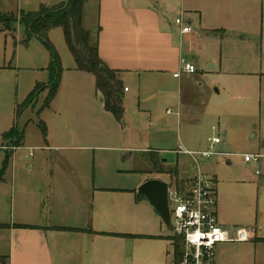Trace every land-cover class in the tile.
I'll list each match as a JSON object with an SVG mask.
<instances>
[{"label":"rangeland","instance_id":"374dc122","mask_svg":"<svg viewBox=\"0 0 264 264\" xmlns=\"http://www.w3.org/2000/svg\"><path fill=\"white\" fill-rule=\"evenodd\" d=\"M68 1L0 0V13L37 11L41 4L52 6ZM214 1L149 2L152 7H157L167 17H171L180 13L182 8L205 7ZM98 2L89 0L85 4V24H98ZM193 26L200 37L195 41L189 58L186 57L191 60L196 58L199 73L203 70L211 74L206 75L208 79L202 76L198 77L199 81L193 78L188 82L185 102L193 107L187 113L183 110L182 118L178 121L175 114L178 83L172 84V81H167L163 86L173 90L170 98L155 89L149 96L145 91L143 96L139 94L136 82L127 81L126 85L131 91L123 96V119L107 111L102 95L96 89L95 75L76 68L61 27L51 28L48 33L49 41L64 67L56 98L45 107L49 92L43 89L33 101H28L35 88L39 84H47L50 79L51 50L38 37L26 41V31L22 25L16 24L15 31L10 32L3 30L4 23L0 24V170L10 154L4 181L0 182L1 224L16 222L13 220L14 215L17 220L21 218L23 212L20 203L31 199V189L44 188L47 201L50 187L67 185L69 180L62 174L67 168L74 169L76 182L106 188L99 192L93 190L90 198L104 202L109 207L135 199L132 190L138 188L141 179L161 178L170 181V184L186 182L195 171V165L188 155L179 154L174 164L161 162L166 169L177 167L178 174L173 176L154 172L149 153L138 150L146 147L178 149L180 144L201 150L208 146L210 137L218 135L222 142L216 144L214 150L224 155L204 159L201 166L208 175L216 177L219 219L227 226L232 240L237 238L238 227H255L259 209L257 182L261 169L260 164L246 163L243 155L263 152L264 125L260 122L259 105L253 104L248 94L241 97L243 100H234L230 93L231 87L238 85V82H245L236 72H247L255 46L239 31H228L221 40L204 33L197 20ZM88 29L94 36L97 35V29ZM214 60L217 61L215 68L212 67ZM220 65L224 72L229 73L223 78L217 75ZM221 83L227 84L226 91L209 98L206 87L219 88ZM203 89L204 93H201ZM17 106L21 107L19 114L16 112ZM149 107L156 110L152 117L145 111ZM168 108L174 113L167 114ZM163 118L169 120L168 124L162 123ZM41 121L46 124V136L40 127ZM15 125L24 131V144L17 150L4 138V133ZM213 126L217 130H213ZM130 135L134 136L133 140H130ZM5 144L8 151L4 148ZM198 145L200 149H196ZM127 147L132 148L131 153L125 149ZM30 148H34V155L25 157ZM52 172H55L54 177ZM47 203L43 208H48ZM162 227L163 231L168 232L165 223H162ZM257 247L259 244L254 240L219 244L216 263L256 264ZM169 250L172 252L173 246Z\"/></svg>","mask_w":264,"mask_h":264},{"label":"crops","instance_id":"0c3cea01","mask_svg":"<svg viewBox=\"0 0 264 264\" xmlns=\"http://www.w3.org/2000/svg\"><path fill=\"white\" fill-rule=\"evenodd\" d=\"M98 1V24H85L84 21V25L94 31L97 29V35L93 36H98L101 58L111 68L123 71L121 79L124 95L131 91L126 82L134 81L139 86V94L142 93L143 96L145 91L149 96L155 89L170 98L173 90L163 87L164 83L177 82L178 104L175 114L178 121L182 118L183 110L187 113L189 108L193 107L185 102L188 82L193 78L197 81L198 77L202 76L208 79L206 75L211 73L203 70L199 73L200 69L197 68L195 73H183L179 78L174 77L180 66V57L189 58L195 41L200 37V33L195 30L190 34H182L180 27L174 23V18L184 12L192 26L197 20L204 33L221 40L228 31L244 34L245 39H250L248 41H251L255 48L247 72H236L246 83L238 82V85L230 88V93L234 100H240L248 94L253 104L259 105L260 122L264 125V0H215L205 7L182 8L180 13L171 17H167L157 7H152L150 0ZM188 60L197 64L196 58ZM216 65L217 61L214 60L212 67L215 68ZM222 69L220 65L217 75L223 78L229 73ZM195 74L197 77H194ZM225 85L221 83L220 87L215 89L207 86L205 92L207 91L209 98H212L213 94L222 95L228 87L226 83ZM166 92L168 94H165ZM201 93H204V89ZM169 110L171 112H168ZM145 111L150 117L156 113L151 107ZM171 113L174 111L168 108L167 114ZM168 122L167 118L162 119L164 125ZM212 129L217 130V127L213 126ZM131 134L134 135V132ZM132 135L130 140H133ZM212 137L208 139V146L201 150L180 144L178 149L146 147L138 151L149 155L151 152H158L162 163H166L162 161L165 154L174 152L175 161H167L174 164L181 150H208ZM6 145L4 148L8 151ZM49 147L55 148L50 145ZM261 147L263 152H257L262 155L261 176L257 182L259 209L255 227H252L255 229L252 240L259 244L256 248V264H264V136ZM200 148L198 145L196 149ZM125 149H129V153L132 151L130 147ZM29 168L33 169V166ZM62 174L69 182L67 185H56L47 190V209L43 208L47 201L44 198V188L40 186L29 191L31 199L20 203L23 213L21 212L19 220L15 219L14 215L13 220L16 222L0 223V257L6 256L8 264H169L173 260L174 252L169 250V247L173 246L170 239L171 229L168 227V232L163 231L164 222L160 213L150 205L146 197L137 196L139 187L153 178L140 180L138 188L132 190L135 199L109 207L104 202L90 198L93 190L99 192L106 188L76 182L73 168L65 169ZM193 174L194 172L191 177ZM51 175L54 177L55 172ZM14 178L13 176L15 183ZM213 179L217 190L216 177ZM166 182L170 184V181ZM13 201L15 202L14 196ZM220 222L224 224L221 220Z\"/></svg>","mask_w":264,"mask_h":264},{"label":"trees","instance_id":"16d2710c","mask_svg":"<svg viewBox=\"0 0 264 264\" xmlns=\"http://www.w3.org/2000/svg\"><path fill=\"white\" fill-rule=\"evenodd\" d=\"M88 1L69 0L68 2L52 6L41 4L37 11L21 10L18 13H0V24L4 23L3 30L10 32L15 31L16 24L22 25L26 31V41L32 37H38L45 41L51 50V62L49 65L50 79L47 84H39L31 93L28 101H33L41 90L47 89L49 92L48 99L45 102V107H47L51 104L58 92L64 67L58 52L49 41L48 33L51 28L61 27L64 30L68 47L75 59L76 68L95 75L96 89L102 95L105 109L113 113L118 119H121L124 114V84L121 79L123 71L111 68L101 58L98 36L94 37L92 31L84 25V6ZM16 112L17 114L21 112L20 106H17ZM40 127L46 136L47 127L44 121H41ZM4 138L11 144L20 146L24 139V131L15 125L4 133ZM9 159L10 154L7 156L3 168L0 170V182L4 181ZM150 160L154 172L168 173L173 176L178 174L177 167L168 169L163 167L158 152H151ZM175 183L180 186L184 185L185 181ZM137 196L143 197L140 193ZM17 226L25 225L17 224ZM170 239L172 240V236ZM0 264H8V258L1 256Z\"/></svg>","mask_w":264,"mask_h":264},{"label":"built area","instance_id":"2783aa9c","mask_svg":"<svg viewBox=\"0 0 264 264\" xmlns=\"http://www.w3.org/2000/svg\"><path fill=\"white\" fill-rule=\"evenodd\" d=\"M174 23L180 27L182 34H190L194 31L184 12L174 18ZM196 71V65L186 56H181L179 70L174 73V77L179 78L183 73L192 74ZM210 142L211 147L205 151L184 149L178 152L187 154L192 159L195 171L184 185L169 184L168 204L174 252V258L169 264H216L219 244L248 241L254 238V228L238 227L237 238L232 240L227 226L219 220L216 185L213 177L202 169L201 162L224 153L214 150V146L222 142L220 136L212 137ZM20 147L22 146H15L13 149L17 150ZM33 155L34 148H30L26 156ZM243 158L246 163L260 164L262 155L246 153Z\"/></svg>","mask_w":264,"mask_h":264},{"label":"water","instance_id":"95a60500","mask_svg":"<svg viewBox=\"0 0 264 264\" xmlns=\"http://www.w3.org/2000/svg\"><path fill=\"white\" fill-rule=\"evenodd\" d=\"M175 155L176 154L174 152H168L162 161L174 162ZM168 188L169 185L165 180L153 178L144 182L139 187L138 192L150 201V203L160 213L163 222L167 225V227L172 229L168 204Z\"/></svg>","mask_w":264,"mask_h":264}]
</instances>
